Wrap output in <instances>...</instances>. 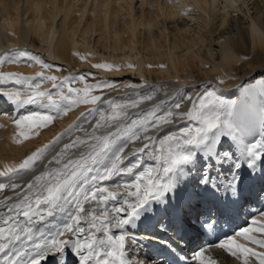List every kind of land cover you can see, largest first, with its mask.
Wrapping results in <instances>:
<instances>
[{
  "label": "snow or ice",
  "instance_id": "1",
  "mask_svg": "<svg viewBox=\"0 0 264 264\" xmlns=\"http://www.w3.org/2000/svg\"><path fill=\"white\" fill-rule=\"evenodd\" d=\"M22 61L54 67L29 49L0 52V66ZM92 75L61 79L0 71V97L43 110L15 119L18 126L47 128L79 104L93 106L19 164L0 170L8 180L0 182V264H218L216 249L242 264H264V211L259 218L249 212L246 226L218 233L217 242L190 256H177L183 247L176 240L192 220L202 230H215L220 220L251 203V196L264 204V187L253 192L250 184L264 181V74L238 85L235 99L226 98L219 85L212 90L205 85L195 97L187 96L190 106L184 110L180 103L165 110L163 101L141 107L155 101L153 85L119 97L92 94L115 86L105 78L88 83L86 76ZM77 80L83 89L68 86ZM43 81L51 82L55 93L42 89ZM9 85L14 89L6 90ZM174 125L181 126L165 132ZM78 131L81 136L69 138ZM135 141L142 146L126 152ZM122 176L132 179H116ZM146 248L156 254L138 259Z\"/></svg>",
  "mask_w": 264,
  "mask_h": 264
},
{
  "label": "bare ground",
  "instance_id": "2",
  "mask_svg": "<svg viewBox=\"0 0 264 264\" xmlns=\"http://www.w3.org/2000/svg\"><path fill=\"white\" fill-rule=\"evenodd\" d=\"M186 10L189 14L182 15ZM14 48L29 49L52 63L49 72H90L94 75L86 76L88 83L101 78L114 81L112 89L93 90L106 94L103 98L119 97L125 92L143 93L153 85L157 92L167 90L166 94L141 107L163 101V109L180 103L184 110L190 106L187 96L195 97L205 85L209 90L219 85L226 98L235 99L240 96L238 85L254 82L264 74V0H0V52ZM96 63L120 67L96 69L92 67ZM42 68L38 63L22 61L5 64L0 71L35 76ZM127 84L138 87H123ZM75 85L85 87L79 80L68 86ZM41 88L55 93L51 82H41ZM13 89L12 85L6 86V90ZM92 107L79 104L47 128L33 129L18 126L15 119L42 112L39 106L21 108L10 102L0 105V170L5 165L19 164ZM154 132L150 130L148 135ZM81 135L78 131L69 138ZM141 146L138 141L134 149ZM116 179L130 181L132 177ZM259 181L250 182L254 191L264 187V181ZM0 182L7 184L8 180L0 177ZM5 191L10 194L8 189ZM212 255L218 264H242L220 249Z\"/></svg>",
  "mask_w": 264,
  "mask_h": 264
},
{
  "label": "rangeland",
  "instance_id": "3",
  "mask_svg": "<svg viewBox=\"0 0 264 264\" xmlns=\"http://www.w3.org/2000/svg\"><path fill=\"white\" fill-rule=\"evenodd\" d=\"M1 67V66H0ZM45 68H42V70L40 72H44V73H47L49 75H57L58 73H55L54 71H47V69ZM70 71L66 72L65 74H58L57 77H60L61 79H63L64 77L66 76H69L70 75ZM98 81V80H97ZM70 85V84H69ZM77 88H81V87H78L80 85H75ZM82 89V88H81ZM67 90V88H65V91ZM97 91V92H96ZM96 91H93L92 90V94H96V95H100L101 92H99V90H96Z\"/></svg>",
  "mask_w": 264,
  "mask_h": 264
}]
</instances>
